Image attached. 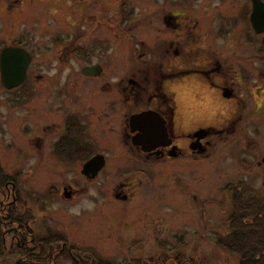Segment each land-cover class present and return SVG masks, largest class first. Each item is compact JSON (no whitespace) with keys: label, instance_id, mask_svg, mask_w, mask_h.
<instances>
[{"label":"rangeland","instance_id":"obj_1","mask_svg":"<svg viewBox=\"0 0 264 264\" xmlns=\"http://www.w3.org/2000/svg\"><path fill=\"white\" fill-rule=\"evenodd\" d=\"M45 1L52 3L47 7L45 2L34 4L33 23L18 27L22 42L37 55L29 84L12 93L0 89V166L14 179V184L0 187V264H31L28 254L35 257L37 253L33 237L49 235L63 237L75 254L88 252L112 264L156 259L172 248L187 257H205L209 264H239L216 242L228 233L233 207L229 185L239 184L246 196L264 200V164L251 174V161L241 158L253 155L241 138L230 142L228 149L212 150L213 159L198 162L192 173H182L180 178L169 174L176 167L160 168L151 161L142 166L130 160L134 155L129 158L116 148H107L104 137L86 140L81 134L80 142L92 147L83 156L101 152L108 159L100 178L89 182L81 175V166L73 163L82 160L76 156L80 152L64 153L65 162L50 157L59 133L45 126L49 121L63 125L65 117H123L150 105L166 109L163 100H151V95L157 93L155 77L164 60L163 45L168 46L175 36L163 24L171 13L192 27L193 51L210 59L226 56L233 63L237 52L255 75L264 56L254 57L258 50L264 51V41L257 37L252 41L246 18L251 0ZM62 29L66 41L60 46L55 35ZM40 51H58L60 57L52 60ZM94 63L101 64V77L82 75V69ZM146 79L150 82L144 84L143 97L127 106L121 89L133 87L131 80ZM175 90L178 113L185 115L200 109L207 96L211 99L206 90L191 83L178 84ZM211 105L206 113L216 112ZM259 125L257 143L263 157L264 122ZM129 176L141 181L137 191L127 200L116 198L121 192L116 187ZM71 186L73 194L66 197L64 192H70ZM25 246L32 252H20ZM60 252L59 247L55 249L51 261L43 255L40 263L46 259L51 264H74L62 259L55 262Z\"/></svg>","mask_w":264,"mask_h":264},{"label":"flooded vegetation","instance_id":"obj_2","mask_svg":"<svg viewBox=\"0 0 264 264\" xmlns=\"http://www.w3.org/2000/svg\"><path fill=\"white\" fill-rule=\"evenodd\" d=\"M36 1L45 2V7L52 3L45 0H0V89L9 93L25 87L30 81L32 66L37 55L32 53L27 44L25 45V41L22 42L23 35L18 27L22 23L30 25L36 20L37 13L33 8ZM252 9L253 2L251 0V9L246 18L251 29L252 41L256 39L255 37L264 41V34L254 33L250 20ZM181 16L184 17L183 14ZM184 21V18L181 19L179 15L173 13L163 19V24L167 28H171L175 36L170 40L168 46L163 45L164 49L161 55L164 60L159 64L155 77L157 93L151 95V100L160 98L167 105L166 109L150 105L145 108H137L134 112L124 114L123 117L99 116L89 119L65 117L63 125L49 121L45 130L54 131V134L59 133L56 136L58 138L52 144L51 158L64 161V156H62L64 153L70 154L72 151H78L80 153L76 154L82 156L79 158L82 160L73 163H78L81 166V175L89 182L98 180L101 173L107 169L108 159L101 152L83 156V151H90L92 147L88 144L89 142L85 143L82 140L80 142L78 135L82 134L86 140L87 137L91 139L92 136L100 135L107 140V148H116L117 151L127 154L128 157L134 155L132 158L129 157L130 160L139 162L142 166L149 165L146 161H151L150 163L158 164L157 166L160 168L172 169V167H176L171 171L172 174L171 172L169 174L171 177H180L182 173H192L191 168L198 162L205 161L209 157L212 158V150L215 153L218 148L228 149L230 142L239 137L245 149L253 155L241 158L243 161H251L249 170L251 174L261 168L264 156L260 157L257 141L261 131L259 123L264 122V61H262V66L257 67L254 75L252 69L245 65L244 56L237 52L233 56L234 63L232 59L229 61L226 56L210 59L205 53H196L193 51L196 48L192 41L193 29L190 25L188 27ZM98 27L99 25L96 24L95 30ZM62 31L63 29L55 35L59 37L55 42H60L57 44L60 46H63L62 42L66 41L63 38L65 33ZM249 39L251 38L249 37ZM63 48L60 50L62 51ZM8 49H22L31 58L24 82L13 89H6L2 83V54ZM41 52L39 54L43 57L51 56L49 57L51 59L56 56V58L60 57L58 51L50 54ZM262 56H264V51L260 50L259 52L258 50L254 58ZM169 57L172 60L167 65L165 62ZM13 61L18 62V59H13ZM100 65L94 63L84 67L81 71L82 75L86 68H94L95 71L99 69L101 72L92 76H84L90 79L101 77L103 68ZM149 66L152 64L149 63ZM149 82L148 79L141 83L131 80L129 84H133V87L130 88L129 85H126L121 89V93L126 97L127 106L133 101L139 102L138 99H141L147 91L145 85ZM184 82L191 83L195 88L198 86L201 91L206 90L211 97L210 101L208 96L203 99L205 103L199 107L200 109L196 108L189 115L178 113L177 98L179 93L175 89L178 84L182 85ZM170 85L174 87L172 90ZM106 87L108 85H105L103 90ZM203 92L205 93V91ZM197 94H199L198 91ZM210 104L213 109L216 108L215 113H211L212 109L206 113ZM144 112L153 114L141 117L139 121L134 120ZM101 156L104 158L102 170L96 176H93L92 173H89L88 176L84 175L82 172L85 164L93 158ZM69 161L72 162V159ZM178 164L182 165L179 167ZM132 176L127 177L116 187L121 190L115 195L116 198L127 200L135 194L137 191L135 187L140 185L141 181L138 183ZM69 189L70 192L67 189L64 195L71 197L74 188L71 186Z\"/></svg>","mask_w":264,"mask_h":264},{"label":"trees","instance_id":"obj_3","mask_svg":"<svg viewBox=\"0 0 264 264\" xmlns=\"http://www.w3.org/2000/svg\"><path fill=\"white\" fill-rule=\"evenodd\" d=\"M65 154L63 155L66 156L67 154ZM67 156L71 155L68 154ZM11 181L14 184L13 177L6 174L0 166V187L9 184ZM229 191L233 207L227 220L228 233L224 238L216 239L217 245L229 255L236 257L239 264H264V200L246 196L239 189V184H230ZM33 243L34 252L37 251L36 254L34 253L35 257H32L30 247H20V252L31 253L27 256V260L31 261V264H51L47 263V260L51 261L53 252L58 247L61 252L54 256L55 262L62 259L66 262L71 260L74 264H112L100 260L88 252L78 250L80 254H75L73 247H70L61 236L33 237ZM0 247H2L1 235ZM176 250V248L165 249L159 258L137 259L131 264H209L205 257H187ZM43 255L47 260L44 259V262L40 263Z\"/></svg>","mask_w":264,"mask_h":264},{"label":"water","instance_id":"obj_4","mask_svg":"<svg viewBox=\"0 0 264 264\" xmlns=\"http://www.w3.org/2000/svg\"><path fill=\"white\" fill-rule=\"evenodd\" d=\"M253 12L251 15V22L253 28L257 34L264 33V3L261 0H252ZM13 59H18V62H14ZM29 54L22 49H8L2 54V83L6 89H12L20 86L26 78V70L30 63ZM99 69L95 71L94 68H86L83 74L86 76H92L99 74ZM152 112H145L135 118L139 121L141 117L146 115H152ZM148 135L149 132H148ZM104 167V158L95 157L85 164L83 174L89 175L92 173L96 176ZM69 197V195H67Z\"/></svg>","mask_w":264,"mask_h":264}]
</instances>
